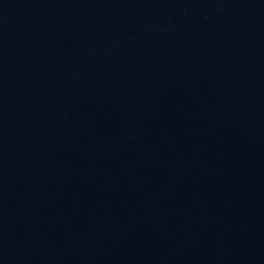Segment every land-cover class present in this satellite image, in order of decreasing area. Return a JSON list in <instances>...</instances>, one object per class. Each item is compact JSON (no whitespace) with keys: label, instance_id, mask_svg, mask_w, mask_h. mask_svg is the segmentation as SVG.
<instances>
[{"label":"water","instance_id":"water-1","mask_svg":"<svg viewBox=\"0 0 264 264\" xmlns=\"http://www.w3.org/2000/svg\"><path fill=\"white\" fill-rule=\"evenodd\" d=\"M0 264H264V0H0Z\"/></svg>","mask_w":264,"mask_h":264}]
</instances>
